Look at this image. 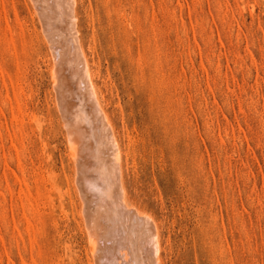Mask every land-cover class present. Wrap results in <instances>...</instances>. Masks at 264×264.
<instances>
[{
	"label": "rangeland",
	"instance_id": "obj_1",
	"mask_svg": "<svg viewBox=\"0 0 264 264\" xmlns=\"http://www.w3.org/2000/svg\"><path fill=\"white\" fill-rule=\"evenodd\" d=\"M66 4L160 264H264V0ZM35 11L0 0V264H99Z\"/></svg>",
	"mask_w": 264,
	"mask_h": 264
},
{
	"label": "bare ground",
	"instance_id": "obj_2",
	"mask_svg": "<svg viewBox=\"0 0 264 264\" xmlns=\"http://www.w3.org/2000/svg\"><path fill=\"white\" fill-rule=\"evenodd\" d=\"M32 1L34 6L29 0L32 10L40 12L39 20L42 19L49 28L45 36L50 40L53 60L58 61V71L54 70L55 64L51 68L52 86L59 97L58 109L70 141L71 155L76 160L77 186L83 208L87 216L89 211L93 214V218L88 216L89 252L97 255L99 251V264H148V261L149 264H160L161 244L156 222L150 215L127 205L120 182L118 142L100 106L86 54L76 37V24L71 21L75 25L72 30L77 31L72 33L69 27L57 23L60 21L58 5L65 12L66 0ZM72 2L76 20V0ZM61 26L65 32L54 33V29H61ZM63 40L70 42V49L62 45ZM95 242L100 248L97 251Z\"/></svg>",
	"mask_w": 264,
	"mask_h": 264
}]
</instances>
